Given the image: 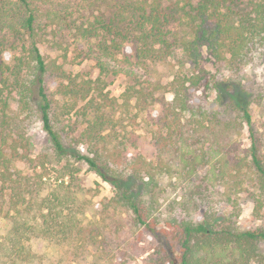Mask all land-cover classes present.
I'll return each instance as SVG.
<instances>
[{
  "label": "trees",
  "instance_id": "obj_1",
  "mask_svg": "<svg viewBox=\"0 0 264 264\" xmlns=\"http://www.w3.org/2000/svg\"><path fill=\"white\" fill-rule=\"evenodd\" d=\"M17 3L29 7L28 47L11 65L0 60V264H96L116 252L141 264H264V137L252 129L245 85L252 66L264 73V0H96L93 22L73 24L77 37L97 40L95 79L47 60L30 2ZM8 5L0 0V10ZM121 44L138 61L179 55L166 93L133 77L119 98L110 95L103 57ZM203 51L225 66L226 79L199 67ZM202 82L218 110L193 102ZM253 85L262 101L264 81ZM36 124L51 152L33 155L27 131ZM70 160L114 190L97 202L94 220L85 222L92 204ZM199 169L206 184L190 190Z\"/></svg>",
  "mask_w": 264,
  "mask_h": 264
},
{
  "label": "rangeland",
  "instance_id": "obj_2",
  "mask_svg": "<svg viewBox=\"0 0 264 264\" xmlns=\"http://www.w3.org/2000/svg\"><path fill=\"white\" fill-rule=\"evenodd\" d=\"M29 2L36 23L42 28L38 31L41 34L38 44L40 53L47 60H54L71 75L85 79L97 78L99 70L96 62L89 56L90 49H97V40L77 37L73 24H83L86 27L88 23H92L95 16L98 15V8H101V5L96 4V0H28ZM28 15L29 7L28 11L25 10L18 5L17 0H10V5L5 10H0V60L6 64L11 65L13 59L23 54L24 49L28 47V37L24 35L22 28V21ZM72 20L73 22L70 23L69 21ZM133 55L131 45L121 44L119 51H112L110 56L103 57L107 73H104L101 78L105 81L106 90L110 95L119 98L126 86L132 83L133 77L143 85L164 86L166 90L164 91L163 88L161 92L166 93L168 83L178 70L177 57L179 55L176 54L160 63L148 60L138 61ZM199 67L208 73L207 76H213L215 79L227 78L225 66L215 64L204 51ZM246 74L245 85H247V90L252 93L250 100L252 129L255 137L261 141L264 137V98L262 101L254 99L257 93L253 80L264 81L263 78H260L264 74L262 64L252 66L246 71ZM208 85L209 88L205 87V82L200 84L198 90L193 92V102L204 103L209 110H218L215 93L211 90V84ZM75 121L76 116L71 115L63 118L62 125L66 129L67 125L73 124ZM80 130L81 127L77 132ZM27 134L33 147V155L52 151L51 143L40 124L32 126ZM248 136L249 133L244 128L240 136L243 148H247L249 145ZM70 162L75 167H79V171L75 174L78 192L92 204V209L86 213L85 222L94 220L97 202L102 198L112 197L114 190L86 166H80L72 160ZM18 168L24 171L21 164H18ZM204 175L205 170L199 169L189 181L190 190H199L197 189L199 186L200 190H203L206 184ZM250 208V203L244 200L239 218L242 226L247 225ZM147 243V245H151L149 240ZM41 247L42 245L39 246V249ZM259 250L264 254V243L259 245ZM75 264H92V262ZM96 264H141V258L130 256L124 258V252H116L110 259L99 260Z\"/></svg>",
  "mask_w": 264,
  "mask_h": 264
}]
</instances>
